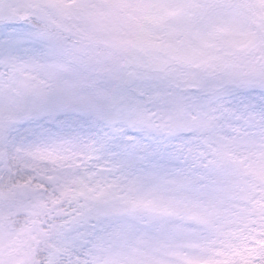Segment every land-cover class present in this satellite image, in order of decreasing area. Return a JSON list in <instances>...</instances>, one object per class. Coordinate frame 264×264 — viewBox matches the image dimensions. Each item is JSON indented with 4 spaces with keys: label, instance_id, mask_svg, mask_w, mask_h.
I'll return each mask as SVG.
<instances>
[{
    "label": "snow or ice",
    "instance_id": "snow-or-ice-1",
    "mask_svg": "<svg viewBox=\"0 0 264 264\" xmlns=\"http://www.w3.org/2000/svg\"><path fill=\"white\" fill-rule=\"evenodd\" d=\"M0 264H264V0H0Z\"/></svg>",
    "mask_w": 264,
    "mask_h": 264
}]
</instances>
